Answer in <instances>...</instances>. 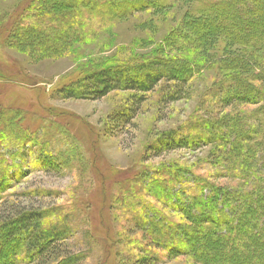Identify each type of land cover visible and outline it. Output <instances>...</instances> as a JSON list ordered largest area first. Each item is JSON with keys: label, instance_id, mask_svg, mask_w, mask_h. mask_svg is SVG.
<instances>
[{"label": "rangeland", "instance_id": "obj_1", "mask_svg": "<svg viewBox=\"0 0 264 264\" xmlns=\"http://www.w3.org/2000/svg\"><path fill=\"white\" fill-rule=\"evenodd\" d=\"M37 1L0 0V240L6 242V246L0 244V257L7 255L0 264H32L16 238L8 235L7 220L19 211L40 215L43 228L54 223L70 227L64 243L71 255H80L77 264H134L137 257L152 255L153 264H260L257 248L264 247L260 206L264 189L257 196L249 189L250 177L258 171L264 177L259 168L264 142L254 157L259 170H253L249 178L235 164L242 162L245 151L234 155L231 150L260 143L258 131L264 133L263 124L256 122L262 103L248 86L253 83L261 91L264 87L244 70L247 65L253 67V77L264 70V37L241 42L226 34H210L201 38L206 43H200L185 12L193 4L167 0L164 10L140 11L137 5L128 16L112 20L72 14L77 37H69L62 53L52 54L35 46L36 34L26 31L25 35L23 29L40 28L47 36H55L66 30L70 20L49 26L40 23ZM132 1L146 6L150 0ZM13 13L19 21L9 30ZM146 59L175 62L178 77L185 68L179 63L192 69L197 66L174 101H160L167 89L165 80L145 93L131 125L120 133L109 132L107 117L125 107L132 91L113 90L99 99L64 98L58 91L89 70ZM236 76L244 82L243 88L231 87L229 80ZM220 97L230 98L231 105L218 103ZM170 134L185 137L188 147L152 156L158 141ZM171 174L178 175L177 187L168 200L162 182L172 179ZM205 182L217 187L220 195L214 201L208 199L220 210L218 215L207 212V219L232 215L240 223L248 205L258 214V225L238 223L244 228L241 236L234 230L235 223L230 226L220 217L225 222L211 227L215 233L207 234L208 242L197 244L205 262L185 254H165L150 245L132 218L138 200L149 202L153 213L188 223L187 215L194 219L201 215L187 208V198L192 196L202 206L208 197ZM246 193L251 195L250 202ZM136 210L141 213L142 207ZM140 213L136 212L146 225L148 219ZM233 243L236 253H231Z\"/></svg>", "mask_w": 264, "mask_h": 264}, {"label": "trees", "instance_id": "obj_2", "mask_svg": "<svg viewBox=\"0 0 264 264\" xmlns=\"http://www.w3.org/2000/svg\"><path fill=\"white\" fill-rule=\"evenodd\" d=\"M178 1H187L194 5L190 7L191 9H188L185 12L187 16L190 17L189 24H191L192 30L200 35L198 38L200 43H206L205 40H202L201 38L204 39L206 38L205 36L210 37V34L211 36L216 34H226L227 36L239 39L241 42H244L246 39H261L264 37V0ZM37 2H39L41 8H38V12L35 10V13H38L37 18L39 22H45L44 25L49 26V24H56V22L60 23V21L66 19L70 20V25H66V30L64 32L58 31L55 36H47L40 28L35 29L32 27V29L28 30V27L25 28V30L23 29L22 32H24L25 35L27 32H30L31 36L34 33L36 34L32 41L33 43H39H36L35 46H38V48L41 46L43 50L46 49V51L50 50V53L52 54L62 53L69 44V37H77L75 35L78 31L71 26V23H73L72 19H74L72 14L78 15V13L83 12L90 16L99 15L103 19L112 20L128 16L132 8L137 10V5H139V10L141 11L143 9H147L148 7L157 10H164V8H167L169 4L167 0H150L147 1L146 6H141V3L137 4V2L132 0H38ZM126 3L128 6L123 8V4L125 5ZM118 4L121 5L119 9L115 8ZM134 9L132 11H135ZM73 11L74 13H72ZM219 19H222V22H220ZM17 20V14L13 13L10 15L8 26L9 30H13L11 27L19 21ZM15 30L16 28H14V32L17 33L18 30ZM177 32L174 33L180 35V32ZM27 37L28 36H26V39H29V37ZM5 41L6 38H4L3 43H5ZM188 41L190 42V40ZM185 43H187V41H185ZM194 43L195 42L192 40V44ZM256 62L258 63V61ZM174 63L175 62L161 63V61H156L154 59H146L142 62L130 64L120 63L117 65H108L100 70H89L82 73L81 76L77 77L75 80H71L67 82V84L60 86L58 91L64 96V98L91 99H99L113 90L132 91L134 95L128 99L125 107L119 111L109 114L107 117L109 132L120 133L126 126L131 125L132 120L137 115L140 106L144 101V94L152 91L161 80H165L167 84V89H165L162 93L161 102L168 103L174 101L183 94L185 90V82L191 77L192 71L197 65L194 64L192 69V66L191 68L186 67L187 65H185L184 62V64L179 63L180 66L185 68L181 71L183 72V75L178 77L176 74H178L179 69L175 68ZM252 68L253 67H249L247 65L244 69L245 73L249 72L248 77L251 76V78H254V80L258 82L260 87H264V70H260L258 76L253 77L252 73L254 69ZM239 81V76H236L232 81L229 80L233 89H236L239 86L243 88L242 84L244 82L241 84ZM248 87L252 93L254 92L257 94L258 102L262 103L259 108V114L257 115L256 122H258L259 125L263 124L264 126V90L261 91L259 89H255L253 87V83H250ZM245 88L247 89V87ZM221 101L226 106L231 105V99L228 97H220L217 99L218 103ZM258 135L260 143L257 142L251 146L245 145L243 147L238 145L233 147L231 150V153L234 155H237L238 152L242 153L243 150L245 151L242 158L243 160H241L242 162H236L235 164L238 165L237 167L240 168L241 173L247 174V178L252 176V173H254L253 170H259V166L257 167L255 164L257 162H255L254 157H256L258 150L262 147V142H264V133L262 134L258 131ZM188 143L189 142L185 140V137L175 136V134L164 136L158 141L157 146L151 151L152 156H160L162 152H170L183 147L187 148ZM238 159L236 160L238 161ZM259 168L264 171V161ZM172 176V179L168 180L169 183L168 181L162 182L164 188H166V199L168 200L174 196L173 190L177 187L176 180L178 175ZM251 178L253 183L252 188L249 190L255 191L254 193L256 196L258 194L261 195L263 192L262 190L264 189V177H262L258 171V174L253 175L250 179ZM204 184L206 185L205 187L208 197L203 199L206 202L202 203V206L195 203L192 196L187 198L189 202V204H187V208H194V210L201 215L200 219L190 218L187 215L186 218L188 223L173 222V220L168 216L153 213L149 210L153 209L149 202H145L142 199L138 200L136 207H134L135 211L140 213L136 210V208L139 209V207H142L141 213L146 215L148 220L146 225H144L141 223V218L136 214V212H134L132 218H134L135 223H137L135 226L138 227L143 233V236L150 241V245L164 250L165 254L170 253L173 256L185 254L197 258V260H200L201 262H205V257L202 256V252L198 253L197 244L200 240L205 243L206 241L208 242L207 236L215 233L211 231L213 230L211 227L213 225H219L224 218V215L220 216L222 219L220 217H209L207 219L206 216L209 215L207 212L213 211V213L216 212L217 214L220 210L216 206H213V204L210 205L208 203V199L214 201L215 197H220V195L217 187L212 184H207L206 182ZM239 193L240 191L237 192L238 195H240ZM245 196L247 198L245 199L250 202L251 195L246 193ZM177 197L178 199H182L181 195H178ZM222 200L225 201L224 198L221 199V201ZM245 206H247L246 209L244 208L243 212L241 211L242 216L240 223L237 219L239 225H250L251 227L252 225H258V214L252 211L248 205ZM260 206L261 211L264 214V203L260 204ZM200 207H202V209H200ZM148 213L149 215L147 216ZM225 217L226 218L224 219L230 226L236 222L232 215H225ZM40 222V215L31 212L19 211L13 215V217H9L6 223V226L8 227L7 229L9 230L8 235L11 239L16 238L18 246L24 251L26 256H30L29 262L32 264H53L54 262L56 264H77L80 259V255H71L68 251L69 248L67 244L64 243L68 239V236H70V227L62 223H54L43 228L40 226ZM238 223H235L234 227H236V229L234 230H238L242 236L244 228L239 227ZM208 225L210 226L208 227ZM261 233L264 235V226H262ZM250 240L253 241V238H250ZM235 243L237 244V241ZM235 243L231 245V253H236L237 251V245ZM0 244H4V246H6V242L4 240H0ZM245 249L248 253L247 257L250 258V252L249 249H247V246ZM257 249L259 250V252H257V258L260 260V264H264V247L259 246ZM198 254H200L201 257H197ZM6 256L7 255L0 257V263L5 261ZM253 258L256 257L253 256ZM154 260L155 256L153 255L151 258L148 256L137 257L134 264H153Z\"/></svg>", "mask_w": 264, "mask_h": 264}]
</instances>
